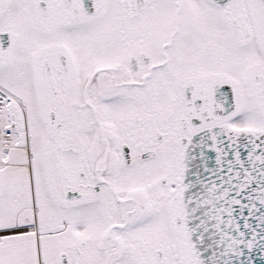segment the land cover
<instances>
[{
  "label": "snow or ice",
  "instance_id": "1",
  "mask_svg": "<svg viewBox=\"0 0 264 264\" xmlns=\"http://www.w3.org/2000/svg\"><path fill=\"white\" fill-rule=\"evenodd\" d=\"M0 264H264V0H0Z\"/></svg>",
  "mask_w": 264,
  "mask_h": 264
}]
</instances>
